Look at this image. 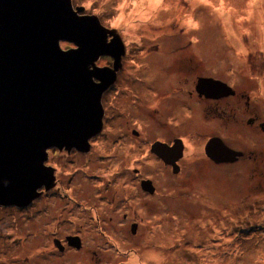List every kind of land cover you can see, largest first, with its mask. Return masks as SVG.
<instances>
[{"label": "rangeland", "instance_id": "374dc122", "mask_svg": "<svg viewBox=\"0 0 264 264\" xmlns=\"http://www.w3.org/2000/svg\"><path fill=\"white\" fill-rule=\"evenodd\" d=\"M72 1L75 8H83L81 15L98 16L105 27L116 29L123 39L126 55L113 95L133 111L132 115L129 110L126 115L122 111L113 114L111 105H107L108 99L112 100L111 94L108 99L104 98L105 134L111 138L113 146L105 148L101 142V146L95 148L94 172L88 174L89 169L82 164L84 168L75 171L79 170L83 178L91 175L101 180L116 174L121 168L119 161L124 160L126 165L121 169L129 172V185L135 187L136 177L131 178L135 169L142 171V177L156 179L159 176L154 171L159 167V195L152 201L147 197L143 201L150 202L155 209L144 207L135 214L144 222L136 234L130 229L134 216L125 219L124 215H119V219H124L119 222L127 225L105 229L111 238L100 231L111 225L107 220L109 215L97 214L98 218L94 214L71 211L75 204L64 201L62 194L58 197V190L28 205H0V264H38L35 259L39 264H49L43 256L51 254H58L59 264H83L82 260L92 264V260L86 259L87 246L91 244L97 245L101 259L97 264H264V132L247 126L246 100L239 104L238 98L237 101L233 97L226 98L225 103L230 107L215 119L210 106H216V102L199 100L195 94L191 99L188 95V90L195 91L199 76L218 77L232 90L247 91L258 104L251 111H258L264 121V0ZM72 47L73 44L62 43L65 50ZM185 56L191 59L186 63L197 67L195 71L181 70ZM107 57H101L97 64L108 63ZM186 82L191 86L187 90L182 86ZM145 88L168 93L164 99L161 96V103L147 102L157 99L152 92L154 98L149 96L150 91ZM182 96L186 98L180 108H185V114L181 110L167 119L171 128V124H176L173 120L176 117L180 126L177 131L184 134L182 172L174 175L172 171L173 178L166 179L168 170L153 156L150 146L160 137H156L158 134L169 130L157 126L153 111L148 112L144 104H161L163 113V107L167 106L165 98L167 101L178 97L174 100L180 101L184 99ZM134 103L138 110L131 107ZM183 120H186L185 130L181 129ZM134 127L144 133L142 139L133 137ZM125 129L134 139H126ZM214 134L224 137L229 147L244 149L246 157L252 152L257 160L245 158L238 162L213 163L205 149L206 141ZM100 180L92 184L98 186ZM133 192L139 195L134 189ZM69 211L83 218L81 223L86 225L83 231L86 228L97 234L96 241L86 236L84 250L68 256L52 245L39 253L32 252L33 247L44 240L42 224L51 228L60 224L67 230L53 228V233H65L64 237L76 231L77 226L70 225L74 216ZM118 217L114 220H119ZM35 225L39 229L38 236L37 227L33 229ZM119 231L130 237H124V245L119 244L118 252L113 243L114 237L121 234ZM44 232L50 234L49 230ZM32 234L37 242L33 241ZM128 238L132 242H128Z\"/></svg>", "mask_w": 264, "mask_h": 264}, {"label": "water", "instance_id": "95a60500", "mask_svg": "<svg viewBox=\"0 0 264 264\" xmlns=\"http://www.w3.org/2000/svg\"><path fill=\"white\" fill-rule=\"evenodd\" d=\"M82 12L72 0H0V205H28L50 190L48 150L88 148L103 129L101 99L123 68L126 45L116 29ZM103 56L113 58L112 68L97 65ZM203 85L234 93L211 79ZM176 144L171 164L182 156ZM205 151L215 161L238 155L219 138Z\"/></svg>", "mask_w": 264, "mask_h": 264}, {"label": "flooded vegetation", "instance_id": "af4514ba", "mask_svg": "<svg viewBox=\"0 0 264 264\" xmlns=\"http://www.w3.org/2000/svg\"><path fill=\"white\" fill-rule=\"evenodd\" d=\"M110 40V39H109ZM237 53V52H235ZM187 55V54H184ZM191 57V56H190ZM124 58V57H123ZM187 60H191L189 57L185 56V61L181 62L184 63L182 64V69L183 71H188L190 69H192L193 71H195V69L197 67L193 66L191 63H186ZM107 61L108 63L104 64L103 66H98L99 67H109L112 68L113 67V58L112 57H107ZM120 72V71H119ZM118 72V75H119ZM118 79V77H117ZM203 79H211L214 80V82H222L225 83L223 80H221L218 77H212V76H199L197 83L195 84V91L193 90V88L191 90H188V95L191 99H194V94L197 96V98L199 100H203V101H207L210 100L212 102H216V106L212 107L210 106V112L214 113V118L218 119L220 118V114L222 111V114H224V111L226 110V107H230L229 104L225 103L226 98L229 99V97H233L235 101H237L238 98V103L240 104L242 101L246 100V108H245V112L248 115V120H247V126L249 128H252L254 130L259 131L260 133L264 132V121L262 119L261 116H259L258 114H260L258 111L252 112L251 110L256 108L258 106V104L256 102L253 101L252 97L248 94L247 91H242L239 92L237 89H234V93L230 94L229 91L227 92L226 87L224 86V89L221 88H214V87H209L208 85H203L200 87V82ZM117 82V81H116ZM115 82V83H116ZM115 83L110 86L104 93L101 99V105L103 107L104 110V117H103V129L102 131L97 134L95 137H92L89 140V147L87 148L85 145L83 147H81V149L78 148H51L48 150V160L46 161V166L49 167L48 168V174L54 176V186L52 189L50 190H46L45 188H43L41 190L42 194L41 196H49L51 192H54L55 190H58L57 194L58 197L60 194H62L64 201L70 203V204H75L73 209L71 211H76L77 213L84 215V213H88L91 214V216H93V214L95 215V217H98V215H106L105 217H107V215H109L107 220H110L109 223L111 225L106 226L107 228L104 229H100L101 233L103 234V236L105 237H110L108 234H106L104 232L105 229H113V228H122L123 226L127 225L126 223H120L119 221H123L124 219H119L120 217H118L119 215H124L125 219H128L129 215H133V220H131V231L133 234L137 233V229L144 224L143 220L139 221L138 217H136L135 214H138V211L142 209H144V207H146L147 209H155V206L152 205L150 202H143L145 200V198L147 197V199H149V201H152L154 199H156L155 197L159 195V191H160V181L158 180V178L160 177L159 173H160V168L157 167V169H155L154 172H156V174H158L159 177H156V179H152V177L149 176H145L142 177L141 173L142 171L139 169H135L134 170V175L131 176L132 177H136V181L135 184L136 186L132 187L129 185V179H130V174L129 172H127L125 169H121L122 167H124L126 165L125 161H119L118 167H121L116 174L111 175L110 177H103L100 180L99 176H96L95 178H91V175H88L87 177H81L79 170L75 171L77 168H84L87 167L89 170H86L87 173H91V171H95L93 170L96 166V157L94 156V151L96 147H100L101 146V142H104L102 144L103 147L105 148H109L111 146H113V142L111 140V138H109L108 136H106L105 134V120L107 118V109L106 106L104 104V98L111 94L112 96V100L107 101V105L110 104L112 107L111 112L114 114L115 112L118 113L119 111H122L125 115L127 113V111L129 110V106L127 104H125L122 99H120L118 96H114L113 94L115 93L116 90V85ZM226 84V83H225ZM185 90H187L189 87L187 85V82L185 84L182 85ZM144 87H146V85H144ZM209 87V88H208ZM181 88V89H184ZM145 90L150 91L149 96L153 97L154 96L151 94V92L156 95V101L153 99H148L146 100L147 102H157L159 101L161 103V96L167 95L168 92L162 93L161 91H158L156 89H149V88H145ZM200 90V91H199ZM204 93H200L203 92ZM134 93H137V90L133 91ZM124 95H125V91H124ZM143 97L145 94H142ZM230 95V96H229ZM135 98H138V95L134 94ZM125 97V96H124ZM184 96H182L183 98ZM128 98V97H127ZM170 98V97H169ZM176 98H171V100H167L165 98V105L168 106H164L163 107V113L161 111L162 109V105L159 104V106H150V104L145 103L144 106H146V109L148 110V112L153 111V118L156 119V124L159 128H168V132L165 134H158L156 137L160 136L158 139L155 140L154 143L151 144L150 146V152L153 154V156L159 161L161 162V165H164L169 174H166V179L170 176L171 178H173V174L176 175V173H178V175H180V173L182 172V162L184 160V157L182 156L178 161L175 162V164H171V162H173L179 155L180 152L178 151L177 147H176V143H180V145H183V153H184V146L186 145L185 141H184V134L178 133V129L180 128V126L178 125L177 122V118L174 117L173 120L176 121V124H171V128L168 127V122L167 119L171 116H175V114L179 111L185 114V109L184 107L180 108V106L184 103L185 98L182 100H174L177 99ZM153 102V104H155ZM253 102V103H252ZM167 103H169L170 105H168ZM185 104V103H184ZM226 104V106H225ZM135 106V109H137L136 104H131V107ZM180 108V109H179ZM169 110V111H168ZM168 111V112H167ZM130 115L133 114L132 109L129 110ZM110 113V110H109ZM154 113H157L156 115H154ZM166 115V116H165ZM155 116V117H154ZM163 117L165 118L163 120ZM185 117V116H184ZM130 127V126H129ZM186 120H183L181 129L185 130L186 128ZM189 127V126H188ZM124 130V128H123ZM153 130V129H152ZM151 130V131H152ZM126 133V134H125ZM125 137L128 141H130L131 139H134L133 137H136L138 139H142L144 133H142L138 128L134 127V130L132 131V135L133 137L130 136L129 130L125 129ZM147 135H153L151 133H147ZM147 135L145 138H147ZM219 138L221 141H223L224 144L225 141L222 139L221 136H219L218 134H214L212 135L210 138H208V140L206 141V146L213 140ZM156 143H162L165 144V146H167L168 148H163V150L165 151V153L163 154V152L160 150L158 151V153L155 152L154 150V145ZM229 147V145H227ZM233 150H235V152L238 153L237 156H235V159L233 160L234 162H238L242 159H254L256 157L252 156V152H250V154L246 157V151L244 149L241 150H237L234 149L232 147H229ZM249 153V152H248ZM207 156V154H206ZM208 157V156H207ZM208 159H210V161H212L213 163H226L227 161H222V154L217 158L218 161L212 160L211 158L208 157ZM257 160V159H254ZM118 161V160H117ZM170 163V164H167ZM84 165V167L82 165ZM176 165V166H175ZM107 170H109V167H107ZM75 171V172H73ZM174 173H173V172ZM73 172V173H72ZM77 174V177H75V175ZM154 174V175H156ZM95 180H100V184L98 186L92 184ZM157 181V184H156ZM133 189L137 191V193L139 194L138 196L136 195V193L133 192ZM97 194L98 197L96 196ZM104 194V195H102ZM102 195V196H101ZM142 201L139 202V201ZM134 202L137 203V205L135 206ZM144 212H146L144 210ZM69 213H72L69 211ZM147 213V212H146ZM73 214V213H72ZM71 214V215H72ZM74 216V214L72 215ZM85 219V216H83ZM104 217V218H105ZM116 217H118L117 219L119 220H114L116 219ZM92 219V217H90ZM99 218V217H98ZM74 221L70 222L71 224H74L75 226H77L75 229L76 231L69 235H67L66 237H64L65 233H53V228H55L58 231H62V230H67V229H62L60 224H56L53 225V227L51 228L50 225L48 224H42L43 225V236H44V240L40 241L38 244V246L33 247L34 249L32 250V252H37L39 253V251L42 250V248H48L49 245H52L53 248H57L58 252L62 253V255H66L68 256L69 253L74 252V253H80L84 250L85 246H84V242H86V236H88V239L90 240L92 237V241H96V236L95 233H92L90 231H88L86 228V231L84 230V227L86 226L85 223H81L83 222V218L79 215L74 216ZM86 222V221H84ZM113 223V225H112ZM41 225V227H42ZM37 227V225L34 226L33 229H35ZM39 227V228H41ZM32 229V231H33ZM50 231V234H46L44 231ZM35 231V230H34ZM36 236H38L39 233V229L37 227L36 229ZM121 232V231H119ZM128 235H124L123 232H121L120 235H117V237H114L116 240L113 243V245L118 248L117 251L119 252V244L124 245V237H127ZM130 237V236H128ZM32 238L33 241L37 242L36 237L32 234ZM64 238H66L65 240H63ZM111 238V237H110ZM118 239V240H117ZM121 242H120V241ZM128 242H132V240L130 238L127 239ZM91 241V242H92ZM90 242V243H91ZM95 244V243H93ZM97 244V243H96ZM92 245V244H91ZM87 246L89 254L87 255L86 259H90L92 260V264H97L101 261V259H99L98 257V252H97V245L95 246ZM96 247V248H95ZM49 250V249H48ZM43 253V252H41ZM58 256V254H51V256L49 255H44L43 258L45 257V260L47 263L49 264H54L55 262L57 264L58 261L56 259V257ZM41 257V256H40ZM85 259V258H83ZM36 263L39 264V261L36 260ZM83 264H87V263H91L87 260H82ZM71 263H73V261H69Z\"/></svg>", "mask_w": 264, "mask_h": 264}, {"label": "bare ground", "instance_id": "6f19581e", "mask_svg": "<svg viewBox=\"0 0 264 264\" xmlns=\"http://www.w3.org/2000/svg\"><path fill=\"white\" fill-rule=\"evenodd\" d=\"M49 158H47V160H48Z\"/></svg>", "mask_w": 264, "mask_h": 264}]
</instances>
